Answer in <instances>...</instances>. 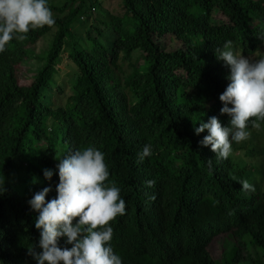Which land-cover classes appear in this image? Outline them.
I'll use <instances>...</instances> for the list:
<instances>
[{
    "label": "trees",
    "instance_id": "obj_1",
    "mask_svg": "<svg viewBox=\"0 0 264 264\" xmlns=\"http://www.w3.org/2000/svg\"><path fill=\"white\" fill-rule=\"evenodd\" d=\"M103 2L47 0L55 24L30 29L23 41L14 35L0 52V264H38L29 249L42 252L39 212L29 201L46 187L47 201L58 198L57 165L89 146L104 154L105 186L115 184L125 201V214L109 225L122 264H264V190L242 191L235 141L223 159L201 144L207 129L195 132L211 117L231 126L220 100L231 69L216 50L231 40L240 55L257 51L264 0H121L119 12L103 11ZM52 28L39 67L22 83L28 45ZM167 35L179 46L165 48ZM63 52L76 74L58 102L48 89L63 92ZM253 121L264 133L257 118L246 130ZM145 145L151 155L141 161ZM220 234L226 249L214 259L208 246ZM57 244L72 247L66 236Z\"/></svg>",
    "mask_w": 264,
    "mask_h": 264
},
{
    "label": "clouds",
    "instance_id": "obj_2",
    "mask_svg": "<svg viewBox=\"0 0 264 264\" xmlns=\"http://www.w3.org/2000/svg\"><path fill=\"white\" fill-rule=\"evenodd\" d=\"M54 24L47 0H0V52L14 35L23 41L30 29ZM216 51L217 58L231 69V83L220 95L224 103L221 114L231 117V126L223 127L217 117H211L195 128V132L199 134L207 129L210 134L201 144L210 145L217 157L227 159L232 152V141L240 143L249 138L248 121L264 120V58L250 61L233 51L231 40L224 44L223 50ZM253 127L259 128L260 124L253 121ZM150 155L151 145H145L139 158L142 161ZM57 167L58 198L47 201L51 189L46 187L29 201L39 212L35 227L41 230L39 246L42 249L37 253L30 248L29 254L38 264H122L111 246L113 228L109 225L118 215L125 214L126 205L115 184L105 186L109 171L104 154L89 146L68 154ZM44 175L51 180L53 171L45 169ZM240 183L242 191H254L247 180ZM147 185L153 186L154 181H148ZM64 236L72 245L70 249L58 247V238Z\"/></svg>",
    "mask_w": 264,
    "mask_h": 264
},
{
    "label": "rangeland",
    "instance_id": "obj_3",
    "mask_svg": "<svg viewBox=\"0 0 264 264\" xmlns=\"http://www.w3.org/2000/svg\"><path fill=\"white\" fill-rule=\"evenodd\" d=\"M65 0H48L50 3L60 4L63 3ZM120 1L121 0H104L103 7L101 8L103 11L108 12H119L120 10ZM98 17L101 14L97 13L96 10L94 13ZM77 31L75 32L76 35H83L79 30V26H77ZM107 30H105L106 32ZM55 32V28H52L50 31L46 32L40 39L35 43L28 45V50L30 52V59L25 61L20 69H19V77L21 78L20 81L22 83L30 82L28 78L33 71L37 67H39L40 63L37 62V58L45 54L47 47L53 37ZM83 33V32H82ZM79 38V36H78ZM77 38V39H78ZM164 46L167 49H173L179 46L178 41H176L172 36H164ZM238 53V52H236ZM38 56V57H37ZM249 58L250 61L255 62L258 59L264 58V43L259 45L257 51L250 56H245ZM60 68V73L58 77H56V81L58 82L59 86L63 87V92L59 93L57 87H49L48 91L51 94L53 99H56L58 102H63L65 97L69 93V81L75 76L76 69L73 66L72 62L68 59L67 53L63 52L61 61L58 64ZM125 72H129V68L124 69ZM57 91V92H56ZM56 93V94H55ZM48 94V96H49ZM56 101V102H57ZM250 133V136L247 140L242 141L240 143L235 142V150L232 153L233 159L236 162V166L240 169H243V179L247 180L254 189L257 190H264V154H263V147H264V133L259 128H251L247 130ZM247 167L252 168V172L247 173ZM251 191V190H249ZM226 237L223 234L215 236L211 243L208 246L209 252L214 259H219L224 251L226 246ZM252 256L256 258L262 257L258 249L254 246L250 247ZM239 264H252L249 261H245Z\"/></svg>",
    "mask_w": 264,
    "mask_h": 264
}]
</instances>
